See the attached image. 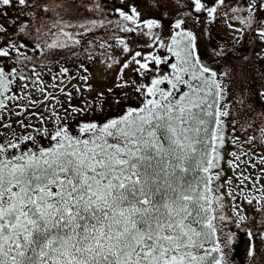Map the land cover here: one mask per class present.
<instances>
[{"label": "snow or ice", "instance_id": "obj_1", "mask_svg": "<svg viewBox=\"0 0 264 264\" xmlns=\"http://www.w3.org/2000/svg\"><path fill=\"white\" fill-rule=\"evenodd\" d=\"M107 5L0 0V264H258L264 0Z\"/></svg>", "mask_w": 264, "mask_h": 264}, {"label": "rangeland", "instance_id": "obj_2", "mask_svg": "<svg viewBox=\"0 0 264 264\" xmlns=\"http://www.w3.org/2000/svg\"><path fill=\"white\" fill-rule=\"evenodd\" d=\"M103 3V0H64V3L66 4H72L73 7L71 11L64 14L65 19L71 21L72 23H80L84 20L91 19V18H99V13L95 12L93 9L95 8L96 3ZM111 3H109L110 6ZM106 6V7H107ZM109 18L115 19L116 17L114 15L110 16ZM214 34L219 33L220 37H227V32L224 28H222L219 24H217L214 28ZM203 51V49H202ZM57 59H59L66 67H69L73 73H75L76 66L78 64V60L75 57H72L67 50H62V54L57 56ZM80 59H84L83 55L80 57ZM85 63L87 64L88 61L85 60ZM53 72L58 70V65L53 64L52 65ZM43 71L47 72V69H42ZM91 71L95 74H99L102 71L101 66L99 64H92L91 65ZM46 80L50 81L49 76H45ZM77 81H72V83H76ZM69 90H71V87H69ZM85 96H89V93H85ZM74 103H79V98L77 97L74 101ZM229 228H231L233 231H238L235 229L234 225H229ZM238 247H237V253L242 257L241 261H237V263L242 264L244 262V259L246 258V250L243 248V243H246L247 246V237L243 233L238 232ZM261 257H264V248L260 249V253L257 257L258 264H264V259H261Z\"/></svg>", "mask_w": 264, "mask_h": 264}, {"label": "flooded vegetation", "instance_id": "obj_3", "mask_svg": "<svg viewBox=\"0 0 264 264\" xmlns=\"http://www.w3.org/2000/svg\"><path fill=\"white\" fill-rule=\"evenodd\" d=\"M243 248L247 249L246 243H243ZM242 257L239 255V253L236 254V260L239 262L241 261ZM238 264V263H237ZM240 264V263H239ZM242 264H247L246 258L244 259V262Z\"/></svg>", "mask_w": 264, "mask_h": 264}, {"label": "trees", "instance_id": "obj_4", "mask_svg": "<svg viewBox=\"0 0 264 264\" xmlns=\"http://www.w3.org/2000/svg\"><path fill=\"white\" fill-rule=\"evenodd\" d=\"M112 2V0H109V3H111Z\"/></svg>", "mask_w": 264, "mask_h": 264}]
</instances>
